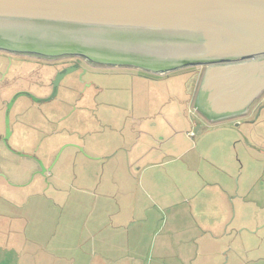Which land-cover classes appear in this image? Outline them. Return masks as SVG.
Listing matches in <instances>:
<instances>
[{"label": "rangeland", "instance_id": "obj_1", "mask_svg": "<svg viewBox=\"0 0 264 264\" xmlns=\"http://www.w3.org/2000/svg\"><path fill=\"white\" fill-rule=\"evenodd\" d=\"M58 68L0 51V171L10 175L11 154L33 155L40 170L31 178L68 221L136 223L144 228L133 237L152 250L169 240L179 249L182 239L194 253L188 264H264V113L254 126L213 125L195 110L196 67L82 64L52 99ZM141 157L154 180L147 190L129 171ZM154 256L144 264H160Z\"/></svg>", "mask_w": 264, "mask_h": 264}, {"label": "water", "instance_id": "obj_2", "mask_svg": "<svg viewBox=\"0 0 264 264\" xmlns=\"http://www.w3.org/2000/svg\"><path fill=\"white\" fill-rule=\"evenodd\" d=\"M0 51L155 74L208 66L196 105L225 116L264 92V0H0Z\"/></svg>", "mask_w": 264, "mask_h": 264}, {"label": "crops", "instance_id": "obj_3", "mask_svg": "<svg viewBox=\"0 0 264 264\" xmlns=\"http://www.w3.org/2000/svg\"><path fill=\"white\" fill-rule=\"evenodd\" d=\"M10 156L12 171L6 170L10 175L0 171V264H144L150 254L160 264L165 259L174 260V264H188L193 259L191 245L182 239L179 249L173 250L174 241L169 240L152 250L148 243L144 244L145 239L133 237L135 231L141 232L144 228L136 223L89 225L66 220V207L53 199V193L37 177L38 160L23 152ZM134 165L136 168L129 170L130 174L143 187L149 179L154 182L150 177V163L141 157ZM154 165L162 167V164ZM33 173L37 176L32 179ZM138 212L142 213L139 207L131 211L135 219ZM138 221L148 222V218L141 215Z\"/></svg>", "mask_w": 264, "mask_h": 264}, {"label": "flooded vegetation", "instance_id": "obj_4", "mask_svg": "<svg viewBox=\"0 0 264 264\" xmlns=\"http://www.w3.org/2000/svg\"><path fill=\"white\" fill-rule=\"evenodd\" d=\"M11 54H15V55H19V56H27V57H31V58H36L39 60H45L48 61L50 63H54L56 66H58L59 70L58 73L59 75H64L67 71H77L82 64H87V65H100V64H96L93 63L83 57L80 56H64V57H59V58H45V57H41V56H35V55H24V54H16V53H11ZM70 59H75L77 61H75L74 63H67L66 60H70ZM189 68V67H188ZM193 68V67H190ZM195 68V67H194ZM196 68H200L203 70L202 72V78L199 81L198 79H196L195 81V107L197 109V111L208 121H212V122H221V121H234L237 122L240 119H244L245 124L247 125H256V122L258 121L257 119L259 117L262 116V114L264 113V92H262L258 97L254 98L252 101H250V103L246 106V108L238 113H234V114H228L225 116H218V115H214V114H206L205 112H203L202 110H200V108H198V106L196 105V101L199 95V91L202 85V81H203V77L205 72L208 69V66H204V67H199L197 66ZM54 89V86H53ZM242 121V120H241ZM237 128L240 127V124L236 125Z\"/></svg>", "mask_w": 264, "mask_h": 264}]
</instances>
